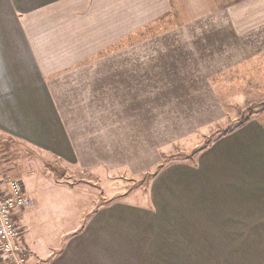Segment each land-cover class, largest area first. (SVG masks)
Masks as SVG:
<instances>
[{
	"label": "crops",
	"instance_id": "0c3cea01",
	"mask_svg": "<svg viewBox=\"0 0 264 264\" xmlns=\"http://www.w3.org/2000/svg\"><path fill=\"white\" fill-rule=\"evenodd\" d=\"M178 1L180 8L177 0H0L4 145L32 147L61 171L76 165L87 173L121 168L127 154L113 148L119 149L122 133L126 139L127 125L120 117L113 122L111 106L106 110L88 96L82 98L80 113L71 110L69 116L63 93H112L131 80L136 87L142 73L128 68L131 62L143 67L144 55L128 59V39L161 18L207 22L214 14L215 20L225 17L235 35L264 29V0ZM65 73L88 81L79 82V88H73L75 83L69 88L68 82L60 86L57 80ZM123 107L118 104L119 116ZM195 157L193 162H169L157 171L149 185L148 206L102 202L83 227H68L55 242L34 237L27 226L33 249L30 254L24 244L29 261L264 264V116L245 119ZM45 204L37 202L33 214L21 210L15 218L30 226L44 216Z\"/></svg>",
	"mask_w": 264,
	"mask_h": 264
},
{
	"label": "rangeland",
	"instance_id": "374dc122",
	"mask_svg": "<svg viewBox=\"0 0 264 264\" xmlns=\"http://www.w3.org/2000/svg\"><path fill=\"white\" fill-rule=\"evenodd\" d=\"M218 16L215 20L213 14V21L207 22L161 18L132 35L125 48L128 59L144 55L143 67L138 62L136 68L131 62L128 68L134 74L142 73L138 87L131 80L112 93L90 96L74 90L72 95L69 89L62 94L69 116L71 110L74 115L80 113L81 104L85 105L82 98L88 96L96 104H105L106 110L111 106L113 122L120 117L127 125L126 139L117 131L121 142L119 149L113 148V152L127 154L121 168L87 173L76 165L61 171L53 167V159L46 163L36 149L19 142L6 146L0 137V172L23 182L32 202L24 212L33 214L37 202L46 203L44 216L30 226L16 219L22 228L21 243L28 251L33 249L27 242V226L34 237L55 242L68 227L78 223V229L83 227L102 202L148 206L149 185L160 164L193 162L201 146L235 127L240 117L264 116V103L259 105L264 102V29L235 35L226 18ZM77 76L65 73L57 83L68 82L69 88L87 83ZM119 103L124 106L120 116ZM86 155L80 154L83 159Z\"/></svg>",
	"mask_w": 264,
	"mask_h": 264
},
{
	"label": "built area",
	"instance_id": "2783aa9c",
	"mask_svg": "<svg viewBox=\"0 0 264 264\" xmlns=\"http://www.w3.org/2000/svg\"><path fill=\"white\" fill-rule=\"evenodd\" d=\"M21 179L0 172V255L3 264H32L21 243L22 228L15 213L31 205Z\"/></svg>",
	"mask_w": 264,
	"mask_h": 264
},
{
	"label": "trees",
	"instance_id": "16d2710c",
	"mask_svg": "<svg viewBox=\"0 0 264 264\" xmlns=\"http://www.w3.org/2000/svg\"><path fill=\"white\" fill-rule=\"evenodd\" d=\"M263 103H264V102H260L259 105H263ZM248 109H249V108H248ZM244 120H245V119H243V118L240 117V119H238L237 124H241ZM232 129H233V128H232ZM232 129L228 130L226 133H223L222 135H225V134L229 133ZM207 145H209V144L207 143V144L201 146V147L198 149V151L204 149ZM164 164H165V163L160 164V165H159V168H161Z\"/></svg>",
	"mask_w": 264,
	"mask_h": 264
}]
</instances>
